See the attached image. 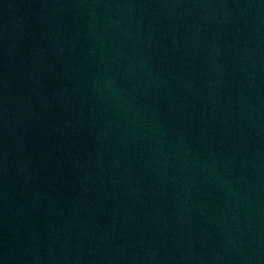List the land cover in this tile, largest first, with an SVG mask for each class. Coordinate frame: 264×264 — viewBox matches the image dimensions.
Masks as SVG:
<instances>
[{
	"label": "water",
	"instance_id": "obj_1",
	"mask_svg": "<svg viewBox=\"0 0 264 264\" xmlns=\"http://www.w3.org/2000/svg\"><path fill=\"white\" fill-rule=\"evenodd\" d=\"M0 264H264V0H0Z\"/></svg>",
	"mask_w": 264,
	"mask_h": 264
}]
</instances>
